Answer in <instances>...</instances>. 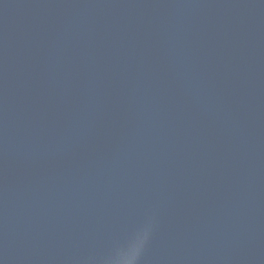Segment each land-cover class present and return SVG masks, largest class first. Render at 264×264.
Returning <instances> with one entry per match:
<instances>
[{
  "label": "water",
  "instance_id": "95a60500",
  "mask_svg": "<svg viewBox=\"0 0 264 264\" xmlns=\"http://www.w3.org/2000/svg\"><path fill=\"white\" fill-rule=\"evenodd\" d=\"M0 264H264V0H0Z\"/></svg>",
  "mask_w": 264,
  "mask_h": 264
}]
</instances>
